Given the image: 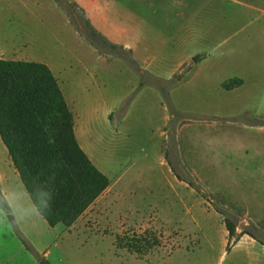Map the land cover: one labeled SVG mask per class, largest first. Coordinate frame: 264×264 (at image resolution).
<instances>
[{"label":"rangeland","instance_id":"1","mask_svg":"<svg viewBox=\"0 0 264 264\" xmlns=\"http://www.w3.org/2000/svg\"><path fill=\"white\" fill-rule=\"evenodd\" d=\"M70 9L66 0H0V58L51 68L81 147L110 181L120 178L122 197L111 190V213L92 210L71 228L41 216L0 222V264H264V78L228 91L205 58L193 64V55L190 69L188 54L216 55L204 40L168 52L165 77L141 72L122 48L94 47ZM190 178L239 213L230 250L223 218ZM12 191L21 216L35 213L19 178ZM236 202H249V213Z\"/></svg>","mask_w":264,"mask_h":264},{"label":"trees","instance_id":"2","mask_svg":"<svg viewBox=\"0 0 264 264\" xmlns=\"http://www.w3.org/2000/svg\"><path fill=\"white\" fill-rule=\"evenodd\" d=\"M66 1L72 8L68 10L71 17L76 12L83 19L87 38L94 47L110 53L122 51L92 28L75 3ZM241 82L235 79L225 88ZM0 137L32 204L39 207L40 216L51 228L60 224L72 227L111 185L81 147L75 115L57 77L45 63L0 58ZM188 180L223 218L230 250L237 235L234 216L239 213L215 202L197 179ZM51 197V207L43 211ZM5 201L0 193V203ZM242 234L256 239L250 231ZM138 242L141 245L142 241ZM147 244L154 246L149 241ZM127 245L129 253L140 252L133 244Z\"/></svg>","mask_w":264,"mask_h":264},{"label":"crops","instance_id":"3","mask_svg":"<svg viewBox=\"0 0 264 264\" xmlns=\"http://www.w3.org/2000/svg\"><path fill=\"white\" fill-rule=\"evenodd\" d=\"M71 1L97 33L111 44L131 53L141 72L165 77L161 62L168 52L179 44L186 46L204 40L216 54L211 56L216 57H211L206 52L199 54L201 50H198L188 54L184 61L188 62V66L193 55H201L197 62L192 63H199L201 58H205L212 74L221 80V88L239 79L242 81L240 85L227 90L247 89L250 79L264 78V0ZM189 66L191 69L192 65ZM177 72L178 69L173 70L167 78L170 79ZM226 79L230 81L226 82ZM250 84V89H259L257 82ZM76 136L78 137V132ZM5 149L7 153L0 146V189L5 200L11 202L12 190L20 177L12 161H6V156L10 160L11 158L6 147ZM110 182V187L84 215L92 210L91 214L94 216L111 213L109 205L112 200L108 193L111 190L118 191V197H122V193L121 189L117 190L120 178ZM230 206L242 213H249L251 210L249 202H236Z\"/></svg>","mask_w":264,"mask_h":264},{"label":"clouds","instance_id":"4","mask_svg":"<svg viewBox=\"0 0 264 264\" xmlns=\"http://www.w3.org/2000/svg\"><path fill=\"white\" fill-rule=\"evenodd\" d=\"M51 199H49L48 203L44 206L43 211L48 210L51 207ZM33 207L36 208L35 213H33L30 209H25L23 211V215L19 214L21 206L18 202H8L5 201L4 203L0 204V222L5 220L11 219L14 223L20 224L21 220L24 223L31 220L33 217H38L42 214L39 207H36L35 202L33 203Z\"/></svg>","mask_w":264,"mask_h":264},{"label":"water","instance_id":"5","mask_svg":"<svg viewBox=\"0 0 264 264\" xmlns=\"http://www.w3.org/2000/svg\"><path fill=\"white\" fill-rule=\"evenodd\" d=\"M200 56H201V55H199V56L197 55L196 57H194V58H193V61H194V62H197V61L199 60ZM188 70H189V69H187V71H188ZM187 71H185V72H187Z\"/></svg>","mask_w":264,"mask_h":264}]
</instances>
